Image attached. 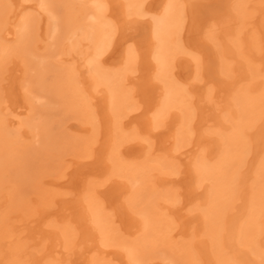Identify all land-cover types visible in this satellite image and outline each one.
Listing matches in <instances>:
<instances>
[{
  "label": "bare ground",
  "instance_id": "1",
  "mask_svg": "<svg viewBox=\"0 0 264 264\" xmlns=\"http://www.w3.org/2000/svg\"><path fill=\"white\" fill-rule=\"evenodd\" d=\"M62 1L0 0V264H264V0Z\"/></svg>",
  "mask_w": 264,
  "mask_h": 264
},
{
  "label": "rangeland",
  "instance_id": "2",
  "mask_svg": "<svg viewBox=\"0 0 264 264\" xmlns=\"http://www.w3.org/2000/svg\"><path fill=\"white\" fill-rule=\"evenodd\" d=\"M59 1V2H58ZM58 1H56L55 0V2H57L55 5H54V8H55V10H57V12H58V14H59V16L61 17V19L62 20H67V19H69V16H72V14H69L68 12H67V10H65L66 9V7H64L65 6V4L63 3V1L62 0H58ZM59 5V6H58ZM61 5H62V7H61ZM58 6V7H57ZM57 7V8H56ZM68 13V14H67ZM69 15V16H68ZM41 49V50H40ZM40 49H38V54H40L41 56L43 55L44 56V48H40ZM42 51V52H41ZM63 115L66 117V119H67V114H66V110L64 111V109H63ZM61 116L62 118V120L63 119H65V117L64 116ZM57 118V119H56ZM40 119V120H39ZM38 119V121L36 120L35 122H40V121H42V122H40V127L41 128H44L43 126H46V125H44V124H47V122L48 121H50V123L51 124H53L54 122H55V124H53L52 126L54 127L55 126V128H53V131H54V133L55 134H58V135H61V134H63V133H65L66 131H65V126L63 125V123H61V122H59V119H58V116L56 117H53L51 120L49 119L48 121H44V115H42L40 118ZM43 119V120H42ZM55 119V120H54ZM65 119V120H66ZM64 120V121H65ZM63 122V121H62ZM49 123V122H48ZM57 123V124H56ZM48 125V124H47ZM64 129V132L63 131H61V130H63ZM61 131V132H59V131ZM39 155V153L37 152V151H35L34 153H33V160L35 161V164H37L38 166H39V164H40V156H38ZM36 156H37V158L38 157H40L38 160H37V158H36ZM34 158H36V159H34ZM37 162H39V163H37Z\"/></svg>",
  "mask_w": 264,
  "mask_h": 264
}]
</instances>
